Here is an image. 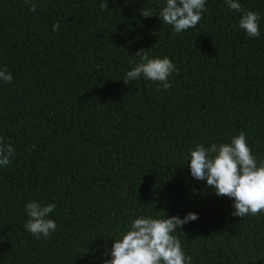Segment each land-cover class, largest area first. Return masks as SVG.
<instances>
[{"label": "trees", "instance_id": "obj_1", "mask_svg": "<svg viewBox=\"0 0 264 264\" xmlns=\"http://www.w3.org/2000/svg\"><path fill=\"white\" fill-rule=\"evenodd\" d=\"M102 2L37 0L31 12L0 0V69L13 76L0 81V137L16 149L0 167V264H104L133 219L189 212L174 234L191 264H264V212L231 215L233 200L187 162L197 143L240 132L264 160V0H239L260 15L257 38L224 0L179 34L156 16L166 0ZM140 49L175 64L167 91L124 83ZM30 201L56 205L50 238L25 229Z\"/></svg>", "mask_w": 264, "mask_h": 264}, {"label": "clouds", "instance_id": "obj_2", "mask_svg": "<svg viewBox=\"0 0 264 264\" xmlns=\"http://www.w3.org/2000/svg\"><path fill=\"white\" fill-rule=\"evenodd\" d=\"M108 2H102L101 9H108ZM224 2L229 10L242 13L238 26L248 37L260 36L259 13L244 11L239 0ZM24 3L29 11L37 10V0H24ZM205 5L206 0H166L158 15L153 14L151 9L142 8L139 11L145 18L158 16L163 24L172 26L173 31L179 34L199 24L206 11ZM52 28L58 32L59 21ZM135 55L140 57V62H130L134 63V67L127 71L124 83L143 76L145 80L159 82L167 91L171 87L169 77L178 72L172 60L167 56L152 58L145 49L138 50ZM0 81H13L12 73L6 67L0 69ZM15 155L13 144L5 143V138L0 137V167L8 166ZM189 156L187 162L190 161L191 176L206 181L218 197L233 200L235 211L231 215L243 218L264 212V160L258 161L252 154L244 132L233 136L230 143H212L208 147L197 143L194 149L189 150ZM55 209L54 203L42 205L36 201L28 202L25 205L28 217L25 229L36 239L50 238L57 230L56 222L48 218ZM197 218L198 214L193 212L183 218L167 214L164 218L141 215L125 226L127 230L121 233V238L113 239L111 259L104 260V264H191V257L185 254L179 237L174 233Z\"/></svg>", "mask_w": 264, "mask_h": 264}]
</instances>
